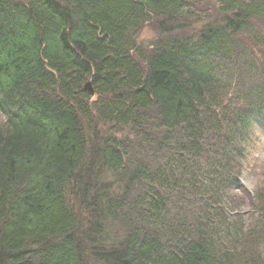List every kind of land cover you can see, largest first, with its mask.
<instances>
[{"label":"trees","instance_id":"1","mask_svg":"<svg viewBox=\"0 0 264 264\" xmlns=\"http://www.w3.org/2000/svg\"><path fill=\"white\" fill-rule=\"evenodd\" d=\"M203 1L0 0V264H264L223 200L264 125V0Z\"/></svg>","mask_w":264,"mask_h":264},{"label":"rangeland","instance_id":"2","mask_svg":"<svg viewBox=\"0 0 264 264\" xmlns=\"http://www.w3.org/2000/svg\"><path fill=\"white\" fill-rule=\"evenodd\" d=\"M204 5L200 8L199 13L201 15H211L216 19L217 10L215 0H204L202 2ZM198 25L188 27V31H192ZM156 31L155 28L147 24L139 35L138 44H140L145 51L150 50V46L155 41ZM101 124L98 123V126ZM104 132H108V128L102 129ZM117 130V129H114ZM123 135V128L121 129ZM113 133L109 131L108 134ZM107 134V135H108ZM244 156L242 158V166L238 167L235 171H225L223 172L227 176L237 178L235 180V186L231 187L230 195L223 196L224 204V213L228 219L231 218V214L234 211L243 213L242 215L236 216V221L240 223L239 225L243 227L244 231L256 228L259 229L260 226L264 224V217L261 216L258 212L260 205L262 204L260 194L264 193V125L257 121L253 122V125L250 129V134L248 139L244 142ZM229 174H228V173ZM110 175L105 176L104 178H109ZM257 178V184L255 188H248L247 181L250 178ZM118 230V235L123 234V226L116 225L115 228H111L110 234L106 237L111 239L114 236V231ZM222 237V233H220ZM254 239L252 237L246 238ZM258 239V238H257ZM117 239H111L110 243L112 244ZM251 246V245H249ZM254 247V246H253ZM259 248V246H256ZM251 248V247H249ZM257 251V250H256Z\"/></svg>","mask_w":264,"mask_h":264},{"label":"clouds","instance_id":"3","mask_svg":"<svg viewBox=\"0 0 264 264\" xmlns=\"http://www.w3.org/2000/svg\"><path fill=\"white\" fill-rule=\"evenodd\" d=\"M246 183H247L248 188L250 189L255 188L257 184V178L255 177L250 178Z\"/></svg>","mask_w":264,"mask_h":264},{"label":"water","instance_id":"4","mask_svg":"<svg viewBox=\"0 0 264 264\" xmlns=\"http://www.w3.org/2000/svg\"><path fill=\"white\" fill-rule=\"evenodd\" d=\"M85 88L90 92H94L90 81L85 84Z\"/></svg>","mask_w":264,"mask_h":264}]
</instances>
